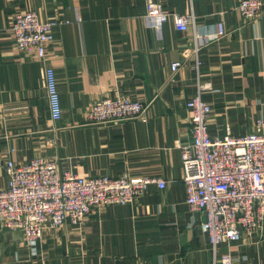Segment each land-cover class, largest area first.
<instances>
[{"label": "crops", "instance_id": "0c3cea01", "mask_svg": "<svg viewBox=\"0 0 264 264\" xmlns=\"http://www.w3.org/2000/svg\"><path fill=\"white\" fill-rule=\"evenodd\" d=\"M154 1L193 16L197 35L214 32L219 22L226 34L195 55L193 29L179 31L171 19L154 26L144 18L146 0H0V189L8 161L21 165L36 157L82 177L127 174L166 183L129 205L96 209L79 226L66 222L46 231L31 244L0 227V264H221L224 255L230 264H264V228L219 245L214 255L200 230L203 216L185 204L179 150L189 140L186 101L198 81L210 85L201 98L211 106V136H245L264 120V5L257 20L246 22L235 9L239 0ZM19 11L64 22L53 29L43 60L15 48L9 27ZM47 67L57 80V122L47 104ZM117 97L147 104L145 120H86L93 102Z\"/></svg>", "mask_w": 264, "mask_h": 264}, {"label": "built area", "instance_id": "2783aa9c", "mask_svg": "<svg viewBox=\"0 0 264 264\" xmlns=\"http://www.w3.org/2000/svg\"><path fill=\"white\" fill-rule=\"evenodd\" d=\"M263 5V0H239L235 9L250 22L262 15ZM144 18L156 27L168 19L179 31L191 27L196 38L195 55L200 46L226 34L224 24L219 22L214 32L197 35L193 16L167 12L154 0H146ZM62 24L57 19L43 20L34 11H19L13 15L9 31L18 51L43 60L53 40V29ZM180 65L178 61L172 63L171 71L174 73ZM198 65L196 57V70ZM209 89V84L198 81L194 95L186 101L191 111L189 140L181 143L179 150L185 204L191 212L203 216L200 230L208 237L215 255L219 245L261 235L264 228V120H257L253 132L245 136L234 137L228 131L223 137L211 136V106L201 98V93ZM45 91L50 118L57 122L62 109L51 67L45 69ZM147 108V104L130 97L103 98L86 109L85 117L95 125L144 121ZM5 170L6 185L0 189V227L19 233L26 244L41 241L46 231L57 230L66 222L79 226L101 207L129 205L150 186L159 190L166 187L157 177H82L59 171L54 161L43 157L21 165L8 161ZM219 262L230 264V257L224 255Z\"/></svg>", "mask_w": 264, "mask_h": 264}, {"label": "rangeland", "instance_id": "374dc122", "mask_svg": "<svg viewBox=\"0 0 264 264\" xmlns=\"http://www.w3.org/2000/svg\"><path fill=\"white\" fill-rule=\"evenodd\" d=\"M37 14V13H36Z\"/></svg>", "mask_w": 264, "mask_h": 264}]
</instances>
